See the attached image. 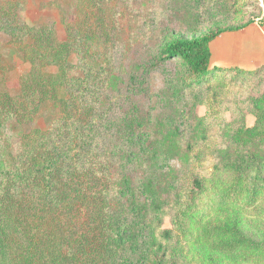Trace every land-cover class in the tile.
Listing matches in <instances>:
<instances>
[{
	"label": "rangeland",
	"instance_id": "rangeland-1",
	"mask_svg": "<svg viewBox=\"0 0 264 264\" xmlns=\"http://www.w3.org/2000/svg\"><path fill=\"white\" fill-rule=\"evenodd\" d=\"M263 18L264 0H0V264H264V64L161 56Z\"/></svg>",
	"mask_w": 264,
	"mask_h": 264
},
{
	"label": "trees",
	"instance_id": "trees-1",
	"mask_svg": "<svg viewBox=\"0 0 264 264\" xmlns=\"http://www.w3.org/2000/svg\"><path fill=\"white\" fill-rule=\"evenodd\" d=\"M74 7H72L73 9ZM257 19L250 20L247 24H250ZM260 24L263 23L262 20L259 21ZM246 24V25H247ZM246 25L238 26V27H232L229 29H220L213 32H210L208 34H205L200 37H196L193 39H184V38H177L174 40L169 41L166 43L161 51V56L163 59H169V58H180L182 59L187 66L195 73L198 74H204L208 73L210 71L219 70L215 67H211V48L210 43L217 38L221 33L225 31H231V30H237L240 29ZM52 51L58 52L56 49H53ZM71 55L68 54L64 57V65L70 64L69 57ZM72 64H74V61H72ZM49 88H52L51 86ZM42 163V160L39 162V164ZM196 188L201 189L202 184L199 179H196L195 181ZM250 188V187H249ZM248 195L250 202H252L256 198V192L255 190L250 189H244L243 185L241 183L237 184L234 189L229 193V196L234 199L235 201H238L239 199L243 200V196ZM87 227H83L81 229L82 235H87L88 231L86 229ZM92 250V249H90ZM90 252V251H89Z\"/></svg>",
	"mask_w": 264,
	"mask_h": 264
},
{
	"label": "crops",
	"instance_id": "crops-1",
	"mask_svg": "<svg viewBox=\"0 0 264 264\" xmlns=\"http://www.w3.org/2000/svg\"><path fill=\"white\" fill-rule=\"evenodd\" d=\"M210 48L211 56H216L219 61H234L236 65L240 61H251V66L264 64V18L221 33L210 43Z\"/></svg>",
	"mask_w": 264,
	"mask_h": 264
}]
</instances>
